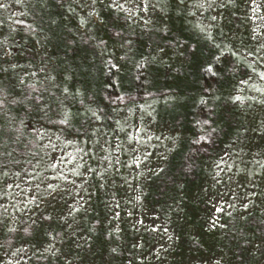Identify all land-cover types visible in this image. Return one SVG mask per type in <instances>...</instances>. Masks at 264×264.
Here are the masks:
<instances>
[{"label": "rangeland", "instance_id": "1", "mask_svg": "<svg viewBox=\"0 0 264 264\" xmlns=\"http://www.w3.org/2000/svg\"><path fill=\"white\" fill-rule=\"evenodd\" d=\"M0 4V81L12 70L20 81L40 79L48 64L41 58V45L4 32L5 16L10 22L25 17L24 0ZM104 6L125 13L130 23L182 26L194 37L214 41L244 66L227 90L231 96L252 99L241 108L243 137L207 160L206 176L190 196L195 203L205 200V208L193 213L178 197L165 202L162 212L147 197L149 178L186 136L183 128L156 116V105L171 97L118 106L113 122L98 116L84 135L44 125L33 116L44 152L29 168L0 170L6 228H21L23 219L36 221L48 214L63 224L74 249L64 255L68 264H97L80 252L93 231L89 213L99 205L108 213L103 225L118 232L137 231L133 244L139 264H234L227 218L255 210L264 214V0H71L69 15L94 37L89 27L103 24L98 8ZM120 46L109 41V52L119 57ZM155 56L182 60L177 47H159ZM86 111L97 112L91 105ZM52 233L50 228L41 245L22 241L8 249L0 242V264H31L34 251L58 252ZM181 233L199 241L201 248L184 242ZM254 264H264V258Z\"/></svg>", "mask_w": 264, "mask_h": 264}, {"label": "trees", "instance_id": "2", "mask_svg": "<svg viewBox=\"0 0 264 264\" xmlns=\"http://www.w3.org/2000/svg\"><path fill=\"white\" fill-rule=\"evenodd\" d=\"M70 3L24 0L23 19L10 22L4 17L6 35L38 42L41 58L48 64L46 74L34 81H20L13 70L1 78L0 170L29 168L44 152L33 116L44 125L84 135L98 116L113 122L118 106L169 96L156 105V116L162 123L183 128L186 136L150 176L147 197L151 203H158L162 212L166 211L165 202L178 197L193 213L205 208V200L195 203L190 196L206 176L207 160L217 157L229 143L239 141L245 131L241 108L250 105L252 99L227 93L244 66L239 67L235 58L221 52L214 41L194 37L182 26L130 23L125 13L107 6L98 8L104 22L89 27L95 32L92 37L69 15ZM233 19L240 23L238 15ZM109 41L121 45L119 57L109 52ZM11 44L17 47L15 41ZM162 46L179 48L182 60H158L155 51ZM88 105L96 108V114L86 111ZM89 216L93 231L80 252L84 260L139 264L133 244L136 230L118 232L103 225L108 216L104 206H94ZM227 223L233 231L229 237L234 264L262 260L264 214L255 210L242 217L229 216ZM50 228L59 251H34L29 256L31 264H68L64 255L74 249L65 237L63 224L42 214L36 221L23 219L21 228L7 229L0 203V242L6 248L22 241L41 245L48 240ZM181 239L201 248V243L189 235L181 233Z\"/></svg>", "mask_w": 264, "mask_h": 264}, {"label": "snow or ice", "instance_id": "3", "mask_svg": "<svg viewBox=\"0 0 264 264\" xmlns=\"http://www.w3.org/2000/svg\"><path fill=\"white\" fill-rule=\"evenodd\" d=\"M17 2H19V0H17ZM4 7V5L0 4V8ZM119 7H123L122 5H120ZM0 103H2V101H0ZM62 123L66 122V121H61ZM203 139V138H202ZM51 187V185H50Z\"/></svg>", "mask_w": 264, "mask_h": 264}]
</instances>
